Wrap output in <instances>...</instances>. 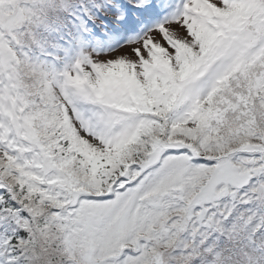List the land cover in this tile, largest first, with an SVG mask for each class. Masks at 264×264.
<instances>
[{
  "label": "snow or ice",
  "instance_id": "1",
  "mask_svg": "<svg viewBox=\"0 0 264 264\" xmlns=\"http://www.w3.org/2000/svg\"><path fill=\"white\" fill-rule=\"evenodd\" d=\"M0 264H264V0H0Z\"/></svg>",
  "mask_w": 264,
  "mask_h": 264
}]
</instances>
